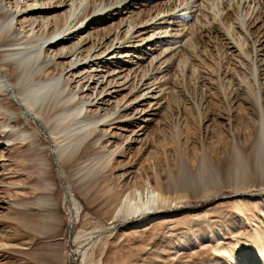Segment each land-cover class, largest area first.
<instances>
[{
    "label": "rangeland",
    "instance_id": "374dc122",
    "mask_svg": "<svg viewBox=\"0 0 264 264\" xmlns=\"http://www.w3.org/2000/svg\"><path fill=\"white\" fill-rule=\"evenodd\" d=\"M263 2L206 1L219 16L196 17L174 78L158 103L144 102L157 108L152 118L130 111L116 124L90 121L60 134L61 155L45 117L25 132L0 88V264H264ZM225 9L241 19L231 36L217 32ZM231 39L239 50L227 48ZM70 79L60 89L82 100ZM86 108L90 120L103 113ZM146 200L157 202L154 212L131 215Z\"/></svg>",
    "mask_w": 264,
    "mask_h": 264
},
{
    "label": "bare ground",
    "instance_id": "6f19581e",
    "mask_svg": "<svg viewBox=\"0 0 264 264\" xmlns=\"http://www.w3.org/2000/svg\"><path fill=\"white\" fill-rule=\"evenodd\" d=\"M17 1L15 10L0 5V88L14 102L10 119L18 122L25 117L21 122L25 132H29L32 121L40 124L45 117L54 142L51 150L59 155L60 134L85 128L90 121L112 125L130 111L152 118L157 108L144 102L158 103L165 91L162 83L174 78L171 71L180 63L178 54L189 50L190 34L198 24L196 17H210V24L219 16L206 4L208 0H107L99 6H93V0ZM245 5L248 9L252 6ZM230 11L220 13L228 24L217 30L226 36L235 28L236 18L229 17ZM257 11L253 6L251 12L255 15ZM117 15L121 16L117 25L115 21L111 22L114 27L102 25ZM231 40L227 48L239 50ZM59 64L61 73L48 77L50 68ZM62 79L81 84L83 99L64 93L59 87ZM88 105L103 112L97 114L99 119L90 120L85 115ZM146 193L153 200L159 194L150 185ZM50 200L48 206L53 204ZM150 201L135 204L131 215L141 218L153 213L157 202ZM131 215L126 214L125 221Z\"/></svg>",
    "mask_w": 264,
    "mask_h": 264
}]
</instances>
